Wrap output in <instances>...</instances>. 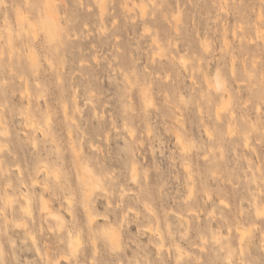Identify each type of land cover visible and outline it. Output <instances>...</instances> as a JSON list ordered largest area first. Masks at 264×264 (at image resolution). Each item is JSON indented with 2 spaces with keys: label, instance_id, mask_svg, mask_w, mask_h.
<instances>
[{
  "label": "rangeland",
  "instance_id": "1",
  "mask_svg": "<svg viewBox=\"0 0 264 264\" xmlns=\"http://www.w3.org/2000/svg\"><path fill=\"white\" fill-rule=\"evenodd\" d=\"M50 1L0 0V264H264V0Z\"/></svg>",
  "mask_w": 264,
  "mask_h": 264
},
{
  "label": "bare ground",
  "instance_id": "2",
  "mask_svg": "<svg viewBox=\"0 0 264 264\" xmlns=\"http://www.w3.org/2000/svg\"><path fill=\"white\" fill-rule=\"evenodd\" d=\"M54 1V0H53ZM26 2H28V0H26ZM53 3V4H52ZM51 3V1L49 0V2H48V5H47V7H46V9L44 10V17L49 21V22H52V23H55V24H57L58 25V19H57V13L55 12V3L54 2H52ZM17 5H19L18 3H17ZM20 6V5H19ZM19 6L17 7V14H16V19H17V22H18V24L19 25H21V24H23V23H27V21L29 20V18H28V15H26V13H24V11L23 10H21L20 8H19ZM143 9V11H144V7L142 8ZM143 11H141V13H143L144 14V12ZM145 15V14H144ZM143 15V16H144ZM49 28V27H48ZM22 29H24V28H22L21 27V31H20V34H22L21 32L23 31ZM25 30V29H24ZM35 31L37 32V30H36V26L34 25V30H33V34H32V36H34L36 33H35ZM24 32H26L27 33V31L25 30ZM24 32H23V34H24ZM35 33V34H34ZM56 34H58V36H60V32H59V28H57V33ZM35 38H36V36H34ZM16 38H18L17 36H15V38H13L12 36H10V34L8 33V36H7V39H8V44L9 45H11L12 44V42L15 40V41H17V39ZM34 38V39H35ZM18 45L19 44H17V46L16 47H18ZM205 45V44H204ZM207 45V44H206ZM12 47L13 46H11V48H10V51L12 50ZM205 47V46H204ZM205 49H207V48H205ZM12 56V51L10 52V54H9V57H11ZM26 58H27V60L28 61H31V62H34L35 63V61H36V55H35V52L33 51V49L31 48V47H29V46H27V48H26ZM208 82H209V80H207ZM209 86L211 85L212 86V84L211 83H209L208 84ZM221 86H222V83L221 82H219L218 83V85L216 86V88H221ZM214 87V86H213ZM215 88V89H216ZM25 95H26V97H27V100H29L30 99V92H29V90H28V87H25ZM146 101H149L150 102V100H146ZM148 102V103H149ZM29 103V102H28ZM147 103V102H146ZM224 104H225V102L223 101L222 102V107H218L217 108V110H216V116L217 117H219L220 118V116H221V108H226V107H228V106H224ZM66 106V105H65ZM65 106H63V108L65 109L64 111H66V107ZM146 106H148L147 104H146ZM224 110V109H223ZM230 117L231 118H233V117H235L234 116V113L230 110ZM65 113V112H64ZM66 114V113H65ZM64 114V115H65ZM65 117H67L66 115H65ZM28 119H29V117H28ZM30 122H31V120H30ZM32 124H33V126L34 125H36L35 123H34V121L32 120ZM29 124V123H28ZM30 126H31V124H30ZM37 127V126H36ZM33 128V127H32ZM38 128V127H37ZM9 129V128H8ZM40 129V128H39ZM206 129H208V128H206ZM33 130H34V128H33ZM7 131V130H6ZM6 131H5V133H6ZM9 131V130H8ZM34 131H36V129L34 130ZM39 130L37 129V132H38ZM41 131L44 133L43 135H46V133L47 132H45V131H43L42 129H41ZM69 131V130H68ZM132 131V134H133V131H134V129H132L131 130ZM131 131H128V132H131ZM208 131H209V129L208 130H206V132L208 133ZM234 130H233V128H231V129H229V132L231 133V132H233ZM37 132H35V133H37ZM41 132V133H42ZM70 133H71V131H69ZM149 132V131H148ZM210 132V131H209ZM235 132V131H234ZM4 133V134H5ZM40 133V134H41ZM7 134H8V132H7ZM233 134V133H232ZM131 135V134H130ZM209 135V134H208ZM229 135H231V134H229ZM47 136V135H46ZM46 136H42L44 139V142H46V140L48 141V139H46L45 137ZM70 136V135H69ZM132 136V135H131ZM134 136V135H133ZM177 140L183 145V141H182V139H181V136L178 134L177 136ZM51 138H53V137H51ZM246 138H248V137H246ZM50 139V138H49ZM55 138H53V140H54ZM51 140V139H50ZM248 140V139H247ZM246 140V143L248 142ZM54 141H56V139L54 140ZM50 142H52V140L50 141ZM72 143V142H71ZM33 144H34V146H37L38 145V141H37V138L36 137H33ZM1 147H3L1 144H0V150H1ZM59 147V146H58ZM57 147V148H58ZM71 147H72V149H73V151L74 152H77V150L75 149V147L73 146V144H71ZM185 148L186 147H184L183 148V152H185ZM187 151V150H186ZM40 163L38 164L39 166H37V169H35L36 168V165H35V170L37 171V173L38 172H40L42 169H44L45 170V173L47 174V173H49L50 172V169H49V166H47L48 164H46V166H44L45 165V163L46 162H41V161H39ZM41 163H44V165L43 164H41ZM19 165V164H18ZM18 165H17V167H18ZM67 166H69L70 167V165L68 164ZM76 166L77 167H79L80 165H79V163H76ZM77 167H76V171H77ZM72 168V167H71ZM188 169V168H187ZM20 170L21 169H19V172H20ZM72 170H73V168H72ZM81 171V172H80ZM23 172V171H22ZM22 172H20L21 174H23L24 175V173H22ZM42 172H44L43 170H42ZM35 173V172H34ZM37 173H35L36 174V176L39 174H37ZM78 174H79V176H80V181L82 182V183H84V185H85V190H84V198L85 199H87V197L89 196V195H91V193L93 192V190L95 189V188H97V187H99V183L90 175V174H88V173H86V172H84L83 170H79L78 169V172H77ZM21 174L19 175L20 177H22L21 176ZM57 174V173H56ZM55 174V175H56ZM49 175V174H48ZM48 175H46V176H48ZM35 176V175H34ZM33 176V177H34ZM24 177V176H23ZM57 177V176H56ZM26 178V177H25ZM36 178V177H35ZM35 178H33V179H31L32 181L35 179ZM22 179V178H21ZM20 179V180H21ZM27 179V178H26ZM37 179V178H36ZM36 179H35V182H36ZM23 181H24V183L26 182L25 180H24V178H23ZM38 181L39 180H37V182L36 183H38ZM21 183H23L22 182V180H21ZM31 183H34V182H31ZM25 184H27V183H25ZM39 184V183H38ZM44 184V183H43ZM43 184H41L40 183V185H43ZM7 185V184H6ZM24 185V184H23ZM37 185V184H36ZM25 186H27V185H25ZM28 186H30V185H28ZM47 188H48V186H47V184L45 185ZM60 186L61 187H64V185L61 183L60 184ZM25 188V187H24ZM46 188V189H47ZM260 190V189H259ZM28 191H29V189H28ZM27 190H25V191H23L22 190V192L20 193L21 194V198L23 199V203H24V205H23V212L24 213H27L28 214V212L30 213V198L32 197V195H30L29 196V194L31 193L30 191V193L28 192ZM260 192H261V190H260ZM259 194H262V193H259ZM7 195V194H6ZM5 198H6V196H5ZM7 198H8V200H4V198H3V196H2V200H4V201H8V202H10V204H11V207H12V203L11 202H13L14 200L13 199H10L11 198V195H7ZM6 198V199H7ZM45 197H43L42 196V200H41V212H43V214L46 216H48V217H50V216H52L55 220H60V221H63V219H62V217H61V215L58 213V212H56L54 209H52L49 205H48V203L49 202H47V200H45L44 199ZM7 202V203H8ZM2 203H4V205H7V204H5L6 202H2ZM14 203V202H13ZM9 204V205H10ZM227 204V203H226ZM3 205V204H2ZM256 205V210H255V212H256V214L255 215H261V214H264V204L260 207V206H258L257 204H255ZM8 206V205H7ZM5 207V206H4ZM10 207V206H9ZM10 207V208H11ZM1 208V207H0ZM10 208H9V210H10ZM86 210H88V207H87V204H86ZM3 209V208H2ZM4 210V209H3ZM1 211V210H0ZM32 212V211H31ZM88 213V218H89V223H90V225L95 221L94 219H96L94 216H96V215H94V214H92V213H90V211H88L87 212ZM28 215H30V214H28ZM0 216H1V218L4 220V222H9V221H12V220H14L13 219V217L11 216V215H9L8 214V212H7V214H6V211H1L0 212ZM264 216V215H263ZM0 218V219H1ZM257 219V218H256ZM260 219H263V217L262 218H260ZM19 224V223H18ZM17 224V226L19 227V225ZM25 224H26V222H25ZM28 225V223L25 225V226H27ZM16 226V225H15ZM21 226V225H20ZM61 226H62V224H61ZM23 227V226H22ZM15 228V227H14ZM51 228V227H50ZM49 228V229H50ZM256 228V227H255ZM228 229H231V228H228ZM236 229H237V231H238V234H239V238L238 239H240V252H243V240L245 239V230H244V228H242V227H236ZM51 230V229H50ZM78 232L77 233H75V234H73L71 237H70V242H71V249L73 250V252H74V250H76V248L75 247H77V245L76 244H78V246H80L79 245V243H77L78 242V240L80 241V239H79V237L80 236H78V233H79V230H77ZM14 232H16V231H14ZM33 232H32V230L30 231L29 230V235L31 234V236L33 235V239L32 240H34V239H36V238H34L35 236H34V233L32 234ZM230 233V232H229ZM80 235V234H79ZM220 237V236H219ZM220 238H218V240H219ZM38 240V239H37ZM81 241H82V239H81ZM111 241H112V243H117V241H118V237H117V233H115V232H113L112 233V235H111ZM263 241H264V237H263ZM35 242H36V240H35ZM94 242V241H93ZM239 242V241H238ZM115 243V244H116ZM37 244H38V242H37ZM36 244V245H37ZM93 244V243H92ZM96 244V243H95ZM94 245V244H93ZM0 246H2V243H1V245ZM38 246V245H37ZM37 246H36V248H37ZM3 248H4V246H2ZM96 246L94 245V248H95ZM239 247V246H238ZM3 248H1L0 247V251H1V254H3L2 252H3V250H4V252H5V248L3 249ZM39 248V247H38ZM37 248V251L39 250V251H41L40 250V248L38 249ZM93 248V249H94ZM97 248V247H96ZM3 249V250H2ZM49 248H48V246H47V248H46V250H48ZM38 251V253L41 255L42 254V256H43V253H41V252H39ZM49 251V250H48ZM48 251L46 252V254L48 253ZM77 251H79V250H77ZM94 251V253L95 252H97V249H95V250H93ZM49 253H50V251H49ZM49 253H48V256L49 257H47V262L48 261H50L48 258H50L51 256L49 255ZM45 254V255H46ZM45 255H44V257H45ZM51 255H52V253H51ZM3 256V255H2ZM57 257V256H56ZM56 257H51V258H56ZM66 257H68V256H66ZM70 258H71V256H70ZM66 259H68V258H66ZM228 259V261H230L231 259H230V257H228L227 258ZM57 260L59 261L60 260V257H59V259H58V257H57ZM69 260V259H68ZM54 261H56V259L54 260ZM60 262V261H59ZM58 262V263H59ZM78 264V263H77Z\"/></svg>",
  "mask_w": 264,
  "mask_h": 264
}]
</instances>
